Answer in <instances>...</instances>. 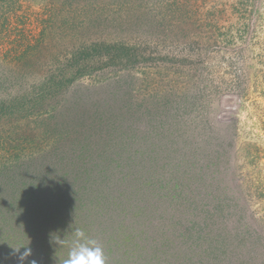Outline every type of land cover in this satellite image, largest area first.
Listing matches in <instances>:
<instances>
[{
	"label": "rangeland",
	"instance_id": "rangeland-1",
	"mask_svg": "<svg viewBox=\"0 0 264 264\" xmlns=\"http://www.w3.org/2000/svg\"><path fill=\"white\" fill-rule=\"evenodd\" d=\"M7 1L0 0V103L7 105L0 113V196L9 197L17 181L18 191L43 181L24 173L9 184L8 173L15 175L30 151L31 163L40 158L33 167L60 169L64 161L69 184L74 163L88 167L77 225L63 226L60 239L82 228L103 246L107 264H264V0ZM51 18L78 42L66 20H89L111 48L98 71L58 94L55 111L35 87L74 44ZM113 125L121 136L114 144L101 133ZM101 145L122 153L114 146L113 154L93 156ZM129 159L134 176L125 171L134 181L123 184L113 172L96 182L106 162ZM2 228L0 264H21L28 250L22 264L67 258L44 260L46 247L58 243L36 244L24 220ZM18 233L29 238L27 247L8 254ZM151 246L157 257L147 252Z\"/></svg>",
	"mask_w": 264,
	"mask_h": 264
},
{
	"label": "trees",
	"instance_id": "trees-1",
	"mask_svg": "<svg viewBox=\"0 0 264 264\" xmlns=\"http://www.w3.org/2000/svg\"><path fill=\"white\" fill-rule=\"evenodd\" d=\"M17 0H9L6 2L7 5L13 4ZM50 3H54L51 1ZM7 5H4V7H8ZM49 10L50 5H49ZM52 12V11H51ZM53 14V13H50ZM89 20L85 19H72V21L66 20V27H72L76 29L78 32H75V34L79 33L80 34V39L81 42H78L76 39V36L73 35L71 37L70 34H64L62 31V25L60 23L59 19H54L51 18L50 24H59L58 29L61 30V33L67 37H70L72 39V42L74 44V47L69 50H63L61 53L60 58H58L54 62L55 69L50 70V73L48 72L46 75L43 73V79L45 81H42L40 85H37L35 89H42L44 90L48 95H49V100L51 103H54L53 105V111L56 110L55 106V99L58 96L60 92L70 83L73 82L74 80L78 79L81 76L88 75L92 72H96L99 69V66L95 65L98 61H104L108 56L111 51L110 44L108 45V42H106L105 38L102 36L98 35L94 29H92L91 24H88ZM88 24L87 27L85 25ZM64 36V37H65ZM96 39V40H94ZM49 53H47L48 55ZM50 56H53L49 54ZM36 56V54L32 55ZM54 57V56H53ZM52 57V58H53ZM20 100H16V102H19ZM31 103V102H30ZM41 102H37L36 104L38 105ZM7 105L2 102L0 103V113L3 112L5 113V108ZM22 107V106H20ZM24 108H29L25 104H23ZM7 108V107H6ZM31 108V107H30ZM40 115L45 116V111L40 110ZM101 121V120H100ZM101 121V125H102ZM104 131L101 130V133L104 132V136L108 137V141L111 143H115L117 139H121L119 129L116 126H111L109 128H105L103 126ZM102 129V126H101ZM123 138V137H122ZM116 147V151H119L122 153V149L120 146L116 145H101V148H97L95 150V153L93 156L98 155H107V152H111L113 154L114 150L113 147ZM118 147H120L118 149ZM27 158L28 162L25 163L24 160L23 162L18 163V172L15 175H10L8 173V176L10 177H17L18 175H22L24 178V173L28 175L31 173L33 176L37 177L36 174H41L40 177L42 176L43 181H38L36 180L30 182L29 184L32 186V188L26 187V189L19 190V182L17 181V185L15 184H10L13 180H15V177L13 179H10V190L12 191L11 194H9V197H5L3 195L0 196V232L2 231V223H9L10 225H13V223H19L24 220L27 226H31V233L30 235L34 236L35 243H58V247L56 249H53L51 247H46V251L44 252V260L45 257H66V254H68L67 247L68 245L66 244L65 239H69L71 244V241L73 239V236L71 233H68L66 238L60 239L61 233L60 230L62 231L63 226L66 227L70 225L71 222H73V225H77L76 221V215L79 214L80 210L76 211L77 202L79 199H83L78 197L79 195V188L83 186V177L89 176L88 178L91 177V173L87 170V166L82 168V171H80V167H78L75 163L71 166L73 169L69 170L70 177L75 180L71 184L67 183V173H64V171L68 168L65 167L64 161H62V166L60 169L54 168L52 170V167L49 168L46 166V164L38 165L33 167V162L35 160H38L40 158H35L33 162L31 163L30 161L34 158L33 154L28 151ZM112 157V155H110ZM117 156V155H116ZM43 161V158H42ZM31 164V165H30ZM92 164V163H91ZM90 164V165H91ZM113 165V162H111ZM116 166H111L109 162H106V164L102 167L101 172L96 173L97 176H94L97 181H101L105 176L104 174L108 173V176L110 174L113 175V172H119L121 177V182L124 184L127 181H134L133 179H130L129 172L134 176V173L132 170L134 169V164L133 162L129 159V165H125L123 163H115ZM94 164H92L91 168L89 167V170L94 172ZM93 167V169H92ZM129 167L128 173L125 171V168ZM52 171H49V170ZM4 172H0V176ZM126 173V174H125ZM118 177V176H115ZM40 179V178H39ZM136 180L138 178H135ZM25 181L22 182V185L25 187L27 185L26 179H23ZM139 180V179H138ZM95 181V179H93ZM80 183V184H78ZM17 186V187H16ZM140 191V188L138 189ZM99 199L98 197H96ZM94 200L96 202V199H90ZM15 204V209H13V205ZM92 204V203H91ZM49 207V211L47 213V217L44 215L43 209L46 207ZM66 208V213H61L60 212L63 210V208ZM8 210H12V215L8 216ZM218 213V212H217ZM91 214V213H90ZM27 216V217H24ZM60 215V217H59ZM212 222V221H211ZM144 226V225H143ZM41 230L38 232V230ZM74 230L71 228V231ZM38 232V233H37ZM104 233V232H103ZM59 234V237L57 235ZM119 232H116L114 235H118ZM19 235V233H18ZM19 239L16 240L14 237H12V240L9 241V249H8V254L11 253L16 249V247L21 248V251H24L23 248H26V243L29 240V238L26 235H19ZM97 239V238H95ZM57 240V241H56ZM37 241V242H36ZM242 241V239H236V243ZM244 241V240H243ZM245 242V241H244ZM235 243V244H236ZM32 244V243H31ZM33 245V244H32ZM41 245V244H40ZM43 245V244H42ZM64 248V254L61 253V249ZM36 247V246H35ZM34 247V248H35ZM153 251L148 249L147 252H153L151 257H157V252L155 246H151ZM69 250V249H68ZM67 251V252H66ZM25 252V251H24ZM31 254V253H30ZM145 256L143 257H148L147 253H144ZM29 255L28 257H30ZM37 254H34V257H37ZM106 256V255H105ZM120 255H118L119 257ZM124 257V256H122ZM46 262L54 264L51 261L46 260ZM201 262V260H200ZM199 262V263H200ZM36 260V264H39ZM197 263V264H199ZM45 264V263H44ZM116 264H124L119 263V259L116 261Z\"/></svg>",
	"mask_w": 264,
	"mask_h": 264
},
{
	"label": "clouds",
	"instance_id": "clouds-1",
	"mask_svg": "<svg viewBox=\"0 0 264 264\" xmlns=\"http://www.w3.org/2000/svg\"><path fill=\"white\" fill-rule=\"evenodd\" d=\"M72 236L67 258L62 264H107L103 246L97 239L90 237L82 228H76ZM29 255L30 250L20 256L21 264ZM31 264H36V261Z\"/></svg>",
	"mask_w": 264,
	"mask_h": 264
}]
</instances>
